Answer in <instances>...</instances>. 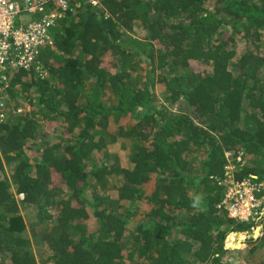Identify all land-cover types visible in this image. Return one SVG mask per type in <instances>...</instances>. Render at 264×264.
<instances>
[{"label":"trees","instance_id":"16d2710c","mask_svg":"<svg viewBox=\"0 0 264 264\" xmlns=\"http://www.w3.org/2000/svg\"><path fill=\"white\" fill-rule=\"evenodd\" d=\"M211 1L78 0L39 65L13 72L0 118V264L227 263V235L253 223L218 207L225 152L243 153L234 180H264V0ZM21 94L33 114L56 116L54 137L29 114L8 115ZM118 113L135 123L110 128ZM120 139L125 166L109 150ZM20 204L37 209L33 239ZM252 242L250 260L264 230Z\"/></svg>","mask_w":264,"mask_h":264},{"label":"built area","instance_id":"2783aa9c","mask_svg":"<svg viewBox=\"0 0 264 264\" xmlns=\"http://www.w3.org/2000/svg\"><path fill=\"white\" fill-rule=\"evenodd\" d=\"M89 1L97 3V0ZM73 6L79 7L78 0H0V111L13 72L28 71L39 65L41 48L54 44L50 30ZM242 154L239 151L232 156L225 152L226 191L218 207L224 206L228 217L236 221L253 223L251 230L258 227L261 231L264 230V180L233 179L232 172L235 164L242 162ZM18 199L23 200L24 194H18Z\"/></svg>","mask_w":264,"mask_h":264},{"label":"rangeland","instance_id":"374dc122","mask_svg":"<svg viewBox=\"0 0 264 264\" xmlns=\"http://www.w3.org/2000/svg\"><path fill=\"white\" fill-rule=\"evenodd\" d=\"M212 4H213V0L208 4V8H211ZM15 24L18 25V22H16ZM155 89H156L155 92L159 93L158 88L156 87ZM5 97L8 98V94ZM15 97H16L15 100H13V99L9 100L10 103H9V105H7L8 109H9L8 115L10 114L9 112H11V111H12L13 115H17L19 113L20 114L21 113L22 114H24V113L29 114L30 117L35 122H37L39 129L41 131H43L46 135L51 136V138L54 137L55 131H56V128L58 125L56 116H53V117L51 116L49 118H46V117H43V115L40 113H34L33 114L34 110L32 109V107L28 103H26V100H24V98H23V94H21L19 96L17 95ZM15 102L17 103V105H15ZM14 107H15V109H14ZM5 111L7 112V110H5ZM134 123H135V120L130 118L129 115H127V114H124V115H120L119 113L113 114L110 118V128H114L120 124L127 125L130 127ZM121 142H125V144L128 145L130 141H129V139L128 140L120 139L115 144L110 145L109 150L117 152L119 155V158H120V162L122 163V165L125 166L128 163L127 158H126L127 157V154H126L127 150L125 148H122V146L120 144ZM32 143H34V141L29 143V146L31 149L26 151V155H27L26 157L30 161L36 160V153L34 152L35 147H34V145H32ZM194 164L199 167L200 159H196ZM6 169L9 170L7 167H6ZM57 181H58V175L56 174V176L54 177V182L57 183ZM19 212H20V215L22 216V218L25 222V226H26L25 232L27 233V235L31 239H33L31 232H32V229L34 226V222L37 219L36 207L34 205H26V204L22 205V204H20ZM89 224H90V226L94 225L93 221H90ZM36 229L39 230L40 227L38 226V227H36ZM261 231L259 230L258 227H254L253 230H251V233H247V234L244 233L243 241H241L242 247L240 246V242L237 243V245H235V244L232 245L230 247L231 248L230 250L233 253L231 254V256H228L231 258L229 260H227V263H225V264H243V262L247 263V264H251V263L252 264H258L259 261H261L260 259L264 258L263 257L264 251H257L254 253L252 252L251 260H250V254L248 256V251H249V245H251V244H252V246L255 245V242L250 243V237H252V238H254V240H256L261 235ZM255 232H256V234H255ZM242 236H243V234L239 236V241L242 240ZM226 239H228V235H227ZM226 239L224 241V244L226 242ZM244 239H245V241H244ZM244 243H245V246L243 245ZM40 251H41V249L38 250L37 248H34L36 258L39 262L42 261V257L39 256ZM240 253H242V254H240ZM228 257L226 256V258H228Z\"/></svg>","mask_w":264,"mask_h":264},{"label":"clouds","instance_id":"9594fccd","mask_svg":"<svg viewBox=\"0 0 264 264\" xmlns=\"http://www.w3.org/2000/svg\"><path fill=\"white\" fill-rule=\"evenodd\" d=\"M96 4H97V3H96ZM93 5H94V4H93ZM5 94L7 95V94H8V91H7ZM5 94H4V95H5ZM6 95H5V96H6ZM5 96H4V98L2 99L3 104H4L5 100L8 99V98L5 97ZM1 108H2V107H1ZM0 113H1V111H0ZM1 114H2V113H1ZM2 117H3V115H2ZM2 117H0V118H2ZM18 194H20V193H18ZM18 194L16 195V198H17L18 202L23 201L24 199H23V200H19V199H18ZM233 233H237V232H231V233L228 234V236H229L230 234H233ZM239 233H246V234H247V233H251V230H250V232H247V231H246V232H239ZM225 243L228 244V242H225ZM224 246H225L226 249H229V250L231 249L230 246H229V247H226V245H224Z\"/></svg>","mask_w":264,"mask_h":264},{"label":"bare ground","instance_id":"6f19581e","mask_svg":"<svg viewBox=\"0 0 264 264\" xmlns=\"http://www.w3.org/2000/svg\"><path fill=\"white\" fill-rule=\"evenodd\" d=\"M234 235H237V234H243V236H242V239L244 238V233H233ZM233 234H230L229 236H231V235H233ZM256 234V233H255ZM229 236H228V238H229ZM240 242V246L242 247V245H241V240L239 241ZM232 245H234V244H232ZM232 245H230V247L232 246ZM235 245H237V244H235Z\"/></svg>","mask_w":264,"mask_h":264},{"label":"crops","instance_id":"0c3cea01","mask_svg":"<svg viewBox=\"0 0 264 264\" xmlns=\"http://www.w3.org/2000/svg\"><path fill=\"white\" fill-rule=\"evenodd\" d=\"M238 233V232H237ZM241 241H243V239L241 240ZM244 241H245V239H244ZM244 246H245V243L243 244ZM240 254H242V253H240ZM225 264V263H224Z\"/></svg>","mask_w":264,"mask_h":264},{"label":"water","instance_id":"95a60500","mask_svg":"<svg viewBox=\"0 0 264 264\" xmlns=\"http://www.w3.org/2000/svg\"><path fill=\"white\" fill-rule=\"evenodd\" d=\"M239 233V232H238ZM225 245H226V247H229V246H227V244L225 243Z\"/></svg>","mask_w":264,"mask_h":264}]
</instances>
